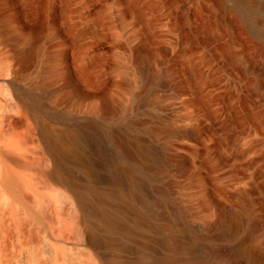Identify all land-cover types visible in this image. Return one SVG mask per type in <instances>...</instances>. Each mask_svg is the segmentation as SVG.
<instances>
[{
  "label": "bare ground",
  "instance_id": "bare-ground-1",
  "mask_svg": "<svg viewBox=\"0 0 264 264\" xmlns=\"http://www.w3.org/2000/svg\"><path fill=\"white\" fill-rule=\"evenodd\" d=\"M122 3L152 115L80 113L0 20V264H264V0Z\"/></svg>",
  "mask_w": 264,
  "mask_h": 264
},
{
  "label": "rangeland",
  "instance_id": "rangeland-1",
  "mask_svg": "<svg viewBox=\"0 0 264 264\" xmlns=\"http://www.w3.org/2000/svg\"><path fill=\"white\" fill-rule=\"evenodd\" d=\"M0 1V20L23 49H31L34 63L70 76L84 91L80 113L103 115L106 106L119 115L138 106L125 114L152 115L154 109L141 99L150 97L154 76L167 64L158 65L156 42L148 36L147 29H155L129 13L123 0ZM167 92L157 89L162 113L171 103Z\"/></svg>",
  "mask_w": 264,
  "mask_h": 264
}]
</instances>
